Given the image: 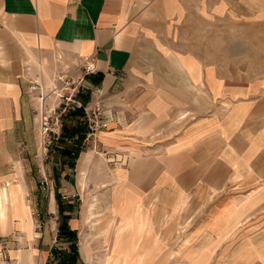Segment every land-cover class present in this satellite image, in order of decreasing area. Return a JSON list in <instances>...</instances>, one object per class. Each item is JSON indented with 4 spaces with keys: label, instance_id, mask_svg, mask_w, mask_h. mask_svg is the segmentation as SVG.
I'll list each match as a JSON object with an SVG mask.
<instances>
[{
    "label": "crops",
    "instance_id": "crops-1",
    "mask_svg": "<svg viewBox=\"0 0 264 264\" xmlns=\"http://www.w3.org/2000/svg\"><path fill=\"white\" fill-rule=\"evenodd\" d=\"M262 20L264 0H0V250L33 264L61 248L34 210L50 163L48 212L56 191L102 184L91 201L84 193V220L95 212L82 245L77 232L84 264L93 245L107 263H171L185 198L204 214L176 240L181 264H264V77L221 60L235 52L215 41ZM61 58L94 65L87 93L114 113L96 137L103 160L83 146L62 175L59 155L47 162L39 147L37 113ZM45 103L58 110L49 94ZM73 199L62 201L75 209Z\"/></svg>",
    "mask_w": 264,
    "mask_h": 264
},
{
    "label": "rangeland",
    "instance_id": "rangeland-1",
    "mask_svg": "<svg viewBox=\"0 0 264 264\" xmlns=\"http://www.w3.org/2000/svg\"><path fill=\"white\" fill-rule=\"evenodd\" d=\"M236 37L235 38H219L215 39L219 40L220 44V50H223L224 46L233 47L234 54H227V53H220L219 57L221 60H230L237 63L236 66L240 72H244L247 76L252 77L253 79H259V77H264V20L262 21H252L248 23L244 22H238L236 23ZM222 26V25H221ZM224 31V29H223ZM225 33H232L229 32L227 29L225 30ZM200 40V39H199ZM198 40V42H199ZM204 42V45H210L211 39H201ZM214 41V42H215ZM216 45V43H214ZM235 56V57H234ZM240 66V67H239ZM245 75V76H246ZM44 86L45 90H47L49 96L53 99V104L57 105V111L62 115L60 116L61 121L64 120L63 115L68 111V109H72L73 107L77 106V102H81L78 95L80 94H87V91H91L90 88H88L86 83L88 82V79L85 74H83V68L81 65H78L77 63H73L71 61H68L66 59H60L58 63L55 65L54 69L50 71L49 73L45 74L44 78ZM39 85V84H38ZM40 86V85H39ZM93 101H101L98 98V95L90 94V100L86 103H91ZM103 106L110 110V106H107V104H104L103 101H101ZM68 122H71V120L67 119ZM73 122V121H72ZM106 129V128H105ZM103 129H97L94 131L93 135H87L85 141H84V148H90L94 147L96 148L97 157L99 159L103 160V149L98 145V142H96L97 134ZM59 145L58 139H54L49 148L47 149V162H50L51 156L57 155L58 153L55 150V147ZM58 156V155H57ZM59 160H57L58 162ZM49 171L47 179L43 178L41 182H38V191L40 193L39 200V208L40 209H34L35 216L37 214V222L40 223V227H37L38 231L43 232V234H46V239H49V242L56 247H67L68 243L64 241H60L57 239V228H55V225L58 226V213L57 210L54 212H48L47 209V198L49 194H51L54 191V179H53V172L51 170L50 163H48ZM60 167L59 165H57ZM61 165L62 171H60L61 175L68 171L69 169ZM96 183H93L90 185L88 183V186L86 185L85 188L79 187L80 195H78L76 198L73 199V204L75 209L72 211V215L74 218V221L77 223V232H78V244L80 242V245H82V242L84 241V227L87 225V220L89 221L90 217H94L95 212L93 210V213L89 214L87 216V219L83 217L84 212V205H83V199H84V193H88V201H91L94 196L101 190L102 184L95 185ZM62 191V190H61ZM36 194V193H35ZM195 201L191 198H185L184 201H182L181 205L178 203L177 208L179 209V213L176 215V236L180 238L184 233H181L182 230L189 227L191 224L196 222V219L198 216L201 217L202 214H204V210L200 211L196 216H194V213L196 212V209L200 208L201 204H196ZM180 205V206H179ZM42 208V209H41ZM37 210V211H36ZM91 215V216H90ZM135 216V215H134ZM136 218V216H135ZM192 218V219H191ZM137 219V218H136ZM93 221H95L94 218H92ZM70 220V225H75ZM37 230L34 232L36 234ZM27 232V231H26ZM7 233V232H6ZM28 234V233H27ZM39 235V233H37ZM36 234V235H37ZM29 235V234H28ZM177 238V239H178ZM176 239V240H177ZM174 237V240H172L173 245L172 248V259L170 262H158V264H181L182 262L176 256L175 249L178 248L175 243H177ZM85 241H88L87 239ZM38 243H41L38 242ZM23 247V246H20ZM26 248H29L30 245L27 244L24 246ZM93 259L87 261L85 264H113L114 262L107 263L105 261H100V251H98V247L93 245ZM27 251V250H23ZM34 249H31L30 253H32V258L34 256ZM5 259H0V264H17V257H12L8 253L6 254ZM41 258V259H40ZM33 264H56V260L53 258V255L50 254L47 257H40L39 255L34 256V260L32 262Z\"/></svg>",
    "mask_w": 264,
    "mask_h": 264
},
{
    "label": "trees",
    "instance_id": "trees-1",
    "mask_svg": "<svg viewBox=\"0 0 264 264\" xmlns=\"http://www.w3.org/2000/svg\"><path fill=\"white\" fill-rule=\"evenodd\" d=\"M88 78L98 84L102 79V74L90 75ZM81 101V106H75L64 113L61 131L58 137L59 145L55 147L58 151L60 164H67L68 167H74L75 160L83 147L88 132V125L83 119V105L90 100V94L78 95ZM67 119L71 120L68 122ZM73 121V122H72ZM56 198L58 202L59 225H58V239H65L69 243L67 247L55 248L53 251V258L56 264H84L80 258L77 247V231L72 229L68 223L71 217L70 213L65 211H72L73 206L70 203H64L61 195L56 191Z\"/></svg>",
    "mask_w": 264,
    "mask_h": 264
},
{
    "label": "built area",
    "instance_id": "built-area-1",
    "mask_svg": "<svg viewBox=\"0 0 264 264\" xmlns=\"http://www.w3.org/2000/svg\"><path fill=\"white\" fill-rule=\"evenodd\" d=\"M83 74H89L96 72L94 65L91 62L82 64ZM48 94L43 93L40 89V107L37 111L39 122V147L42 153L46 154L47 149L51 145L54 139H58L62 121L60 119V113L56 111L55 107H49L45 102ZM81 102H77V106H81ZM114 118V113L111 110L106 109L100 101H93L87 105H83V119L88 125L87 135H93L97 129H105L108 127L109 122ZM87 137V136H86ZM47 179L46 177H44ZM78 196L77 192L65 193L61 195L63 200H71ZM7 253L0 250V259H5Z\"/></svg>",
    "mask_w": 264,
    "mask_h": 264
},
{
    "label": "bare ground",
    "instance_id": "bare-ground-1",
    "mask_svg": "<svg viewBox=\"0 0 264 264\" xmlns=\"http://www.w3.org/2000/svg\"><path fill=\"white\" fill-rule=\"evenodd\" d=\"M18 258H20V255L18 254Z\"/></svg>",
    "mask_w": 264,
    "mask_h": 264
}]
</instances>
